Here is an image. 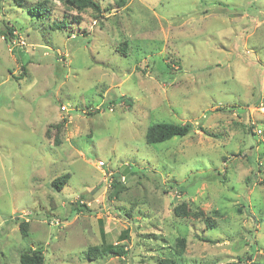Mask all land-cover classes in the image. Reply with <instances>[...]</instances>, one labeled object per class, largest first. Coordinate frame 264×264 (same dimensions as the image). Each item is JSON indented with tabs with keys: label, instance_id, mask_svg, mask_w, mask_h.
I'll return each mask as SVG.
<instances>
[{
	"label": "rangeland",
	"instance_id": "374dc122",
	"mask_svg": "<svg viewBox=\"0 0 264 264\" xmlns=\"http://www.w3.org/2000/svg\"><path fill=\"white\" fill-rule=\"evenodd\" d=\"M20 1L0 0V264H160L182 239L176 264H264V0ZM162 122L193 131L149 145Z\"/></svg>",
	"mask_w": 264,
	"mask_h": 264
},
{
	"label": "trees",
	"instance_id": "16d2710c",
	"mask_svg": "<svg viewBox=\"0 0 264 264\" xmlns=\"http://www.w3.org/2000/svg\"><path fill=\"white\" fill-rule=\"evenodd\" d=\"M18 1L21 2L20 0ZM116 3L119 7L122 8L125 6L126 0H116ZM63 4L65 8L77 12H83L87 9H91L95 13L101 12V6L95 0H63ZM19 6L21 7V5ZM47 12L48 10L47 8H45V3L29 7V9H27V13L30 16L39 20L44 19L46 17ZM53 26L55 29H62L65 24L55 23ZM123 53L126 55L125 49H123ZM127 103H129V101H127ZM192 131L193 129L189 124L181 125L165 122L156 123L148 128L146 132V142L149 145L163 144L174 139L175 137L184 138L188 136ZM68 180L69 175L58 177L52 182L51 187H53L57 191H62L66 186ZM174 212L177 217L182 218L187 217L189 215H192L196 218L204 217V213L202 211L189 213L186 203L177 206L174 209ZM204 220L208 228H216L215 222H213L209 217L204 218ZM20 231L24 239L28 238L29 223L26 221L20 223ZM185 242L186 241L184 239L179 240L177 244V249H175L174 253H171L170 256L165 258L163 261H160V264H176V260L181 258L184 254ZM124 254V246H114L108 244L105 246H95L89 248L86 256L87 259L90 261L101 262L110 257H122ZM20 264H45V258L42 249L30 248L22 252L20 254Z\"/></svg>",
	"mask_w": 264,
	"mask_h": 264
},
{
	"label": "built area",
	"instance_id": "2783aa9c",
	"mask_svg": "<svg viewBox=\"0 0 264 264\" xmlns=\"http://www.w3.org/2000/svg\"><path fill=\"white\" fill-rule=\"evenodd\" d=\"M62 110L67 111L65 107H62ZM102 163V162H101ZM100 166V165H99ZM101 166H104L103 163L101 164Z\"/></svg>",
	"mask_w": 264,
	"mask_h": 264
}]
</instances>
